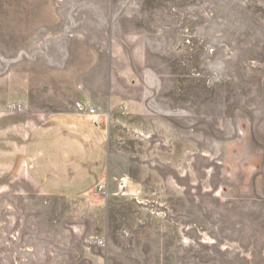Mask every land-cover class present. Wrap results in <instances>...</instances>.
<instances>
[{
  "label": "rangeland",
  "instance_id": "obj_1",
  "mask_svg": "<svg viewBox=\"0 0 264 264\" xmlns=\"http://www.w3.org/2000/svg\"><path fill=\"white\" fill-rule=\"evenodd\" d=\"M86 100L110 183L0 171V264H264V0H0V112Z\"/></svg>",
  "mask_w": 264,
  "mask_h": 264
},
{
  "label": "crops",
  "instance_id": "obj_2",
  "mask_svg": "<svg viewBox=\"0 0 264 264\" xmlns=\"http://www.w3.org/2000/svg\"><path fill=\"white\" fill-rule=\"evenodd\" d=\"M101 83L94 87L103 88ZM115 84L108 80V103L117 106ZM18 114L17 119L16 114L0 112L4 183L31 184L41 196L52 199L84 198L103 181L110 183L108 137L99 123L94 125L75 111L30 109Z\"/></svg>",
  "mask_w": 264,
  "mask_h": 264
},
{
  "label": "built area",
  "instance_id": "obj_3",
  "mask_svg": "<svg viewBox=\"0 0 264 264\" xmlns=\"http://www.w3.org/2000/svg\"><path fill=\"white\" fill-rule=\"evenodd\" d=\"M76 109L79 114L83 115L85 119L93 123L94 125H98L99 119L101 118V113L99 109L93 105L90 101L86 100L84 102L78 103L76 105ZM9 110L12 112H22L24 110V106L17 104V105H10ZM125 185L121 188L122 193H125Z\"/></svg>",
  "mask_w": 264,
  "mask_h": 264
}]
</instances>
